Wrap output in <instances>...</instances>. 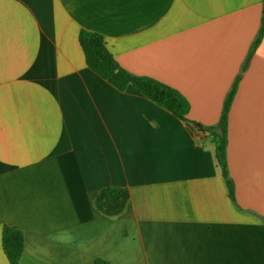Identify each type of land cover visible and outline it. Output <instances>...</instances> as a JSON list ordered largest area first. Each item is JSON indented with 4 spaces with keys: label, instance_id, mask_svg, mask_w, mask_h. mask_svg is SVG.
<instances>
[{
    "label": "crops",
    "instance_id": "obj_1",
    "mask_svg": "<svg viewBox=\"0 0 264 264\" xmlns=\"http://www.w3.org/2000/svg\"><path fill=\"white\" fill-rule=\"evenodd\" d=\"M262 16L263 0H0V264L4 225L23 233L19 264H264V33L243 68ZM81 29L201 126L240 75L234 199L207 132L99 77ZM107 186L130 192L115 216L95 206Z\"/></svg>",
    "mask_w": 264,
    "mask_h": 264
},
{
    "label": "trees",
    "instance_id": "obj_2",
    "mask_svg": "<svg viewBox=\"0 0 264 264\" xmlns=\"http://www.w3.org/2000/svg\"><path fill=\"white\" fill-rule=\"evenodd\" d=\"M263 33L264 0L261 26L257 37L250 46L248 57L243 64V68L247 66L250 57L261 41ZM78 40L83 50L87 66L117 90L124 91L129 85H131L147 99L169 111L180 120L190 122L193 125H199L188 119L187 114L190 105L187 99L178 90L154 78L137 76L122 68L106 47L104 39L100 34L81 29L79 31ZM239 79L240 75L236 77L231 90L225 97L218 123L215 126L197 127L199 131L207 132V136H209L215 144L217 165L221 169V173L225 178L229 195L232 199H234V183L229 176L226 154L227 116ZM129 197L130 192L127 187H103L96 194L95 206L101 213L108 216H115L123 212ZM23 247L24 236L22 231L13 226L4 225L2 228V248L10 264H19ZM95 264L109 263L102 259H97Z\"/></svg>",
    "mask_w": 264,
    "mask_h": 264
},
{
    "label": "water",
    "instance_id": "obj_3",
    "mask_svg": "<svg viewBox=\"0 0 264 264\" xmlns=\"http://www.w3.org/2000/svg\"><path fill=\"white\" fill-rule=\"evenodd\" d=\"M186 124H187V126H188L191 130H194L196 127H199V128L202 127L201 125H193V124H191V123H189V122H187Z\"/></svg>",
    "mask_w": 264,
    "mask_h": 264
}]
</instances>
